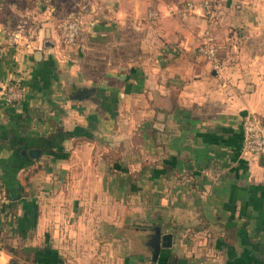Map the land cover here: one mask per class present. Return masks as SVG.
I'll return each instance as SVG.
<instances>
[{"label": "crops", "instance_id": "1", "mask_svg": "<svg viewBox=\"0 0 264 264\" xmlns=\"http://www.w3.org/2000/svg\"><path fill=\"white\" fill-rule=\"evenodd\" d=\"M170 1L0 0V264H146L156 242L155 264H264V155L241 150L242 117L264 116V0Z\"/></svg>", "mask_w": 264, "mask_h": 264}, {"label": "built area", "instance_id": "2", "mask_svg": "<svg viewBox=\"0 0 264 264\" xmlns=\"http://www.w3.org/2000/svg\"><path fill=\"white\" fill-rule=\"evenodd\" d=\"M207 4V0L203 1ZM197 6L194 0H180L168 4L166 14L173 16H185ZM158 13L149 11L148 16L155 17ZM84 25V16L81 11H73L65 14L58 23L61 40L69 54L78 47L79 35ZM196 53L209 61L214 68H219L221 61L218 57L216 38L211 29L205 28L198 36ZM3 98L6 104L20 102L25 97L26 89L15 80H7L3 83ZM242 142L241 150L244 153L264 155V116L256 112H248L242 117ZM8 202L5 187L0 178V206ZM2 239L0 236V248Z\"/></svg>", "mask_w": 264, "mask_h": 264}, {"label": "water", "instance_id": "3", "mask_svg": "<svg viewBox=\"0 0 264 264\" xmlns=\"http://www.w3.org/2000/svg\"><path fill=\"white\" fill-rule=\"evenodd\" d=\"M82 93L84 94L85 91H82ZM39 154V151L38 149H31L30 150V155L31 157H36L38 156ZM156 234L157 236H159L160 232H159V228L156 229ZM161 237V245L163 246H169L171 244V234L170 233H165L163 235H160ZM158 251H159V243L156 242V245L154 247V250L152 251V254H151V263H146V264H155L154 261L156 260L157 258V254H158Z\"/></svg>", "mask_w": 264, "mask_h": 264}, {"label": "rangeland", "instance_id": "4", "mask_svg": "<svg viewBox=\"0 0 264 264\" xmlns=\"http://www.w3.org/2000/svg\"><path fill=\"white\" fill-rule=\"evenodd\" d=\"M172 1L175 2V1H180V0H171L170 2H172ZM170 2H168V3H170ZM168 3H167V4H168Z\"/></svg>", "mask_w": 264, "mask_h": 264}, {"label": "trees", "instance_id": "5", "mask_svg": "<svg viewBox=\"0 0 264 264\" xmlns=\"http://www.w3.org/2000/svg\"><path fill=\"white\" fill-rule=\"evenodd\" d=\"M15 103H17V102H15ZM12 104H14V103H12ZM12 104H9V105H12ZM0 178H1V176H0ZM2 180V179H1ZM3 183V182H2Z\"/></svg>", "mask_w": 264, "mask_h": 264}]
</instances>
